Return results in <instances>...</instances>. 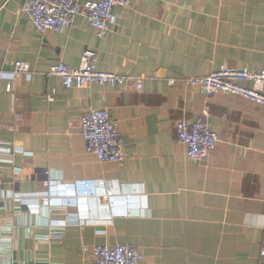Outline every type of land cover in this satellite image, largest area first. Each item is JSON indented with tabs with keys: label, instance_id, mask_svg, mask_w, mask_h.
I'll return each mask as SVG.
<instances>
[{
	"label": "crops",
	"instance_id": "1",
	"mask_svg": "<svg viewBox=\"0 0 264 264\" xmlns=\"http://www.w3.org/2000/svg\"><path fill=\"white\" fill-rule=\"evenodd\" d=\"M25 2L0 0V264H93L84 246L118 244L142 264H264V106L182 82L264 69V0H132L103 39L82 16L41 33ZM86 51L142 90L66 89L49 75L79 68ZM19 62L30 69L11 79ZM89 108L111 112L125 162L86 152ZM205 112L219 142L197 163L176 127Z\"/></svg>",
	"mask_w": 264,
	"mask_h": 264
},
{
	"label": "built area",
	"instance_id": "2",
	"mask_svg": "<svg viewBox=\"0 0 264 264\" xmlns=\"http://www.w3.org/2000/svg\"><path fill=\"white\" fill-rule=\"evenodd\" d=\"M132 0H102L100 2L81 3L79 0H26L23 12L29 17L37 31L63 32L72 29L75 20L85 17L99 38L109 34V27L115 22L116 7L129 8ZM98 57L94 51H86L81 59V66L72 69L63 63L53 65L49 75L59 77L66 89L83 88L87 85L124 86L128 81L137 84L142 90L140 77H126L97 69ZM26 63H16V70L10 74L11 79L29 71ZM182 82L192 88L202 89L206 94L225 93L240 97L246 101L264 106V69L251 72L224 66L211 75L197 78H183ZM176 80L169 81L171 86ZM11 91V86L7 88ZM81 135L86 145V152L102 162L123 163L126 156L123 136L108 110L89 108L81 121ZM178 143L187 149L190 160L201 163L205 161L219 142L212 130L211 118L205 112L197 121L182 120L176 127ZM4 153L0 150V187L3 183ZM52 180L45 185H50ZM53 204V201H50ZM57 239L62 238L58 235ZM83 253L91 254L93 264H142L143 256L139 250L129 244L109 246H84ZM264 258V248L261 250Z\"/></svg>",
	"mask_w": 264,
	"mask_h": 264
}]
</instances>
